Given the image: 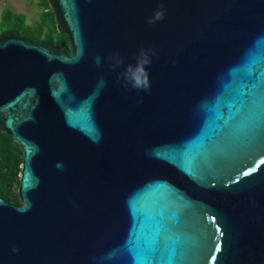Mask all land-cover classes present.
Masks as SVG:
<instances>
[{"label":"water","instance_id":"obj_1","mask_svg":"<svg viewBox=\"0 0 264 264\" xmlns=\"http://www.w3.org/2000/svg\"><path fill=\"white\" fill-rule=\"evenodd\" d=\"M47 2L68 45L0 37V264H264V0Z\"/></svg>","mask_w":264,"mask_h":264},{"label":"trees","instance_id":"obj_2","mask_svg":"<svg viewBox=\"0 0 264 264\" xmlns=\"http://www.w3.org/2000/svg\"><path fill=\"white\" fill-rule=\"evenodd\" d=\"M41 19L33 26L27 24L22 14L6 8L0 18V37L17 34L28 38H42L61 46L68 45L67 36L57 31L52 10L47 0H40ZM22 159L21 148L0 127V182L9 184L8 199L19 204L16 188L19 165ZM16 183V188L14 184Z\"/></svg>","mask_w":264,"mask_h":264},{"label":"clouds","instance_id":"obj_3","mask_svg":"<svg viewBox=\"0 0 264 264\" xmlns=\"http://www.w3.org/2000/svg\"><path fill=\"white\" fill-rule=\"evenodd\" d=\"M166 9L163 5L160 6L154 14L147 19L148 24H154L156 22L162 21L165 18ZM156 55V52L151 47L145 49H139L138 53L135 54L132 59L133 62H129L125 65L124 59L119 55V53H114L109 57V60L113 63L111 67L115 69L116 67L123 66V72L119 74V79H122L125 84L126 90L135 89L137 91L150 92V79L148 67L152 63V57ZM96 62L100 63V58H96Z\"/></svg>","mask_w":264,"mask_h":264},{"label":"rangeland","instance_id":"obj_4","mask_svg":"<svg viewBox=\"0 0 264 264\" xmlns=\"http://www.w3.org/2000/svg\"><path fill=\"white\" fill-rule=\"evenodd\" d=\"M39 2L40 0H0V18L2 12L9 8L17 14H22L25 22L33 26L42 17V7ZM14 187L16 188V183Z\"/></svg>","mask_w":264,"mask_h":264},{"label":"flooded vegetation","instance_id":"obj_5","mask_svg":"<svg viewBox=\"0 0 264 264\" xmlns=\"http://www.w3.org/2000/svg\"><path fill=\"white\" fill-rule=\"evenodd\" d=\"M9 184L0 182V197L7 202H12L11 199H8Z\"/></svg>","mask_w":264,"mask_h":264}]
</instances>
